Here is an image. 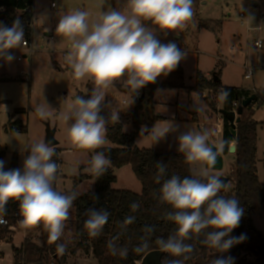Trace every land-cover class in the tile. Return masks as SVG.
<instances>
[{
    "label": "rangeland",
    "instance_id": "374dc122",
    "mask_svg": "<svg viewBox=\"0 0 264 264\" xmlns=\"http://www.w3.org/2000/svg\"><path fill=\"white\" fill-rule=\"evenodd\" d=\"M125 0H34L30 36L31 54L22 62H11L0 58V160L4 161V170L10 168L12 157H17V168H23V160L29 155L28 148L36 142H46L48 130L54 131L55 147L61 152L62 164L60 179L54 188L61 193L76 190L79 195L94 192L95 183L87 169L94 151L75 146L69 136L68 128L72 120H65L68 106L75 96L90 97L94 88L91 80L76 79L67 62L70 55L68 42L56 34L59 18L74 10L90 13V21L99 18L103 11L111 8L121 9ZM52 4L54 5L52 7ZM193 16L183 29L167 34L157 31L161 43H176L185 57L181 61L184 73V88L157 89L150 96L149 89L141 88L133 94L130 88L116 82L106 90L102 109L108 113L118 111L123 132H134L133 112L137 106V97L142 108L138 113L140 133L135 140L136 148L154 151H178V136L189 129L207 131L209 140L219 145L223 129V102L213 92L205 91L199 95L193 89L197 73L210 79L214 73L219 76L223 87L237 88L254 94L264 90V0H193ZM244 15V19H241ZM249 16L253 19L250 21ZM150 26V22H147ZM205 25L204 27H201ZM257 40L263 41L262 49L255 47ZM245 67L252 68L251 80L244 77ZM166 80L161 75L154 82L160 84ZM47 103L51 114L40 118L35 108ZM214 105V106H213ZM18 110H24L18 113ZM193 112L195 114L193 115ZM196 118L193 120L192 117ZM254 119L257 127V176L264 182V111L257 108ZM16 122L26 127V133L11 130ZM171 123L176 129L155 143L149 132L141 134L142 126L149 131L157 124L160 127ZM101 148L114 147L106 139ZM234 154L224 156V170L220 175L229 177ZM192 173L197 164L190 165ZM117 182L112 186L119 191L141 194L142 185L136 179L130 166L114 171ZM233 188L231 182L226 192ZM254 227L264 236V212H254ZM21 218V217H20ZM74 207L70 209L69 219L65 222L63 239L70 246L65 252L76 249ZM16 242L26 238L36 244L42 243L40 227L23 228L19 220L15 225ZM8 250V249H6ZM5 250V251H6ZM74 256L67 258V264H97L91 250L76 249ZM64 252V253H65ZM229 256V253L228 255ZM240 256H247L244 249Z\"/></svg>",
    "mask_w": 264,
    "mask_h": 264
},
{
    "label": "clouds",
    "instance_id": "9594fccd",
    "mask_svg": "<svg viewBox=\"0 0 264 264\" xmlns=\"http://www.w3.org/2000/svg\"><path fill=\"white\" fill-rule=\"evenodd\" d=\"M192 4L193 0H125L122 10L111 8L91 21L90 13L79 9L60 16L56 34L68 42L71 51L67 62L73 76L87 78L94 84L90 97L75 96L64 116L65 120L73 121L68 136L75 146L88 151L101 148L107 142L108 122H120L118 111H111L108 119L100 115L108 88L121 82L124 88L136 93L177 68L185 53L176 43H161L157 31L167 34L183 29L192 19ZM248 19L252 21L253 17ZM24 40L23 25L18 18L11 27L0 24V58L11 62L14 57L9 50L20 48ZM227 97V91L219 93L221 101H226ZM35 112L42 119L51 114L47 103L38 105ZM175 130L171 123L165 127L155 124L150 131L142 126L141 134L149 132L157 143ZM177 139L179 153L184 155L186 162L197 164L198 168L191 177L173 175L162 183L159 199L174 210L165 218L177 225V232L167 239L157 238L156 243L161 251L187 259L185 254L191 253L193 248L184 240L190 239L193 233L211 229L205 233L203 243L220 253L227 252L234 244L246 239L244 234L230 236L239 226L244 210L237 199L219 195L227 184L211 169L225 146L229 151L234 146L229 141L214 146L209 143L207 131L191 129L182 132ZM28 150L22 169L5 171L4 161L0 160V222H5L3 216L7 214L8 202L18 201L20 226L27 229L43 226L48 242L56 244L57 252L63 254L66 245L57 241L78 194H64L54 188L59 165L52 159L56 150L50 142L33 143ZM89 164L87 170L100 177L107 172L111 160L103 151H95ZM156 167L159 182L167 165L157 162ZM130 207L135 211L139 205L133 202ZM85 214L88 217L84 222L85 229L89 236L97 237L107 223L109 213L105 209L89 208ZM133 220L134 217H127L124 223ZM145 230L152 232L154 228L146 227ZM146 246L147 241L142 247ZM120 254L126 256V250H121ZM233 259L220 256L211 264H233ZM169 264H183V260H170Z\"/></svg>",
    "mask_w": 264,
    "mask_h": 264
},
{
    "label": "trees",
    "instance_id": "16d2710c",
    "mask_svg": "<svg viewBox=\"0 0 264 264\" xmlns=\"http://www.w3.org/2000/svg\"><path fill=\"white\" fill-rule=\"evenodd\" d=\"M34 0H0V23L11 27L13 22L18 18L27 37H30L32 16L26 12V9L32 8ZM205 25L201 26L204 27ZM182 61V60H181ZM219 79L217 73H214ZM143 88H148L150 96L157 89H176L184 88V73L181 62L175 70L166 75V80L160 84L150 83ZM194 91L199 95H203L205 91L213 92L219 96L224 90L228 92L226 101L223 102V110L232 111L234 103L240 104L243 98L249 97L248 91L237 88L223 87L220 81L216 82L212 77L207 79L203 74L197 73L195 76ZM136 96V93H133ZM264 99V90L257 93L256 103ZM140 98L137 97V106L133 112L134 132L125 134L121 123L107 124L106 139L114 145V147L99 148L95 151H103L105 156L111 160L107 172L100 177L92 174L95 183L94 192L79 195L76 190L77 198L73 202L75 214L74 237L76 240V249H84L87 252L91 250L97 260V264H140L143 257L154 250H160L156 243L157 238L167 239L170 235H175L177 225L166 219V215L174 210L170 205L163 203L159 199L160 187L164 180L178 175L181 178L193 175L191 166L186 162L184 155L179 152L154 151L138 149L135 146V140L140 133L138 113L142 106L139 103ZM214 106V105H213ZM23 113L24 110H18ZM253 104L244 109L241 121L236 125V137L231 132L232 126L223 117V129L221 132V142L229 141L236 144V152L233 160L234 165L230 174V182L233 188L230 192L219 195L225 198H235L239 201V206L244 210L240 224L231 233H237L238 236L244 234L246 239L244 243V252L247 256L253 258L248 260L245 257L233 259V264H264V236L258 231L253 224L252 215L254 212H264V182L260 183L257 176L256 157H257V127L258 122L254 119ZM100 115L106 119L110 113L102 109ZM196 120L195 116L192 117ZM12 131L26 133V127L21 122H16ZM53 156V160L59 165L58 150ZM224 156L229 153L228 147L225 146L222 151ZM157 162H162L166 167V172L157 182L158 169ZM17 157L13 155L10 169H17ZM130 166L136 179L142 185L141 194H135L130 191H119L113 189V185L117 182L114 171L123 167ZM58 168L57 179L60 178V169ZM71 192H65L68 194ZM95 196L97 199H94ZM136 202L139 207L133 211L130 205ZM7 214L4 215L10 226L17 224L20 220L19 202L9 201L6 205ZM89 208L105 209L109 213L108 221L97 237H91L84 222L88 218L86 210ZM127 217H134L133 222L125 224ZM42 243L40 245L26 238L19 249L13 247L14 264H67V258L74 256L76 249H72L71 253L65 251L70 247L64 242L63 235L57 243L66 245L65 253L60 254L56 250V244L48 242V234L43 228ZM146 227H153L154 231L147 232ZM211 229H205L200 234H191L190 239L184 240L185 244H190L193 248L191 253L176 257L164 252L161 261L162 264H169L170 260H183V264H211L212 260L227 256L229 250L224 253L218 252L217 249L207 246L203 243L205 233ZM12 234L9 228H0V242L11 243ZM145 241L147 246L142 247ZM121 250H126V256L120 254ZM230 256V255H229Z\"/></svg>",
    "mask_w": 264,
    "mask_h": 264
},
{
    "label": "water",
    "instance_id": "95a60500",
    "mask_svg": "<svg viewBox=\"0 0 264 264\" xmlns=\"http://www.w3.org/2000/svg\"><path fill=\"white\" fill-rule=\"evenodd\" d=\"M213 77L215 78V81L218 82L220 81L215 74H213ZM143 98L140 100L142 101ZM256 100V95L252 94L249 97L242 99L240 102V105L238 106L236 111H226V110H219V114L222 115L223 117H225L227 119V121L230 123V125L232 126L231 132L233 137H236V125L240 123L241 121V117L244 113V109L249 108L252 103ZM195 114V112H193V115ZM46 142H50L51 146H53L54 148L58 145V142L54 139V131H50L48 130L47 132V137H46ZM209 143L216 146L215 144H213L210 140ZM232 145L234 146L232 151H229V154H235L236 152V144L232 143ZM224 154L223 152H221L218 155V159L216 164L214 165V167H212L211 171L215 172V173H221L224 170ZM221 177V179L227 184H229L230 182V177H226L223 175H219ZM227 190L223 189L221 190V194L225 193ZM232 236H237V233H234ZM244 243H237L234 244L230 249H229V255L233 258H239L240 257V253L241 250L244 249ZM164 252L161 250H154L151 251L149 253H147L142 261L140 262V264H162L161 258L163 256Z\"/></svg>",
    "mask_w": 264,
    "mask_h": 264
},
{
    "label": "built area",
    "instance_id": "2783aa9c",
    "mask_svg": "<svg viewBox=\"0 0 264 264\" xmlns=\"http://www.w3.org/2000/svg\"><path fill=\"white\" fill-rule=\"evenodd\" d=\"M32 8H28L26 9V12L29 13L32 16ZM241 19H244V15H241ZM1 24V23H0ZM25 35V33H24ZM255 47L258 49H262L263 47V41L261 40H257L255 42ZM31 50H30V41H29V37H27L25 35V40L22 43V45L20 46V48H15V49H11L9 50V53L14 57V59L16 60V62L18 63H22L29 54H31ZM254 74V70L252 68L249 67H245V74L244 77L247 80H251ZM255 95L257 96V91H254ZM245 99V98H243ZM253 104V109L256 110L257 108H261L264 111V99L259 100V103H256L255 101L252 103ZM240 104L238 103H234L233 107H232V111H236L238 106ZM81 149V148H80ZM3 221L5 222H0V228H9L11 231H15L16 228L14 226H10L9 221L3 217Z\"/></svg>",
    "mask_w": 264,
    "mask_h": 264
},
{
    "label": "crops",
    "instance_id": "0c3cea01",
    "mask_svg": "<svg viewBox=\"0 0 264 264\" xmlns=\"http://www.w3.org/2000/svg\"><path fill=\"white\" fill-rule=\"evenodd\" d=\"M53 6L54 5L52 4V7ZM30 36H31V33H30ZM29 40H30V37H29ZM58 158L60 160V167H61L62 159H61V152L60 151H58ZM60 177H61V175H60ZM253 215H252V217H253ZM16 237H17V234L14 235V233H13L12 234V241H11V243L0 242V264H14L13 247L16 248V249H19L20 246L23 243V242H20V243L16 242L15 241ZM6 249H8V250H6Z\"/></svg>",
    "mask_w": 264,
    "mask_h": 264
},
{
    "label": "flooded vegetation",
    "instance_id": "af4514ba",
    "mask_svg": "<svg viewBox=\"0 0 264 264\" xmlns=\"http://www.w3.org/2000/svg\"><path fill=\"white\" fill-rule=\"evenodd\" d=\"M213 174H216V175H220V173H215V172H212Z\"/></svg>",
    "mask_w": 264,
    "mask_h": 264
}]
</instances>
